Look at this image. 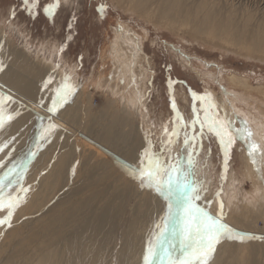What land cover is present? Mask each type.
Instances as JSON below:
<instances>
[{"label":"bare ground","instance_id":"1","mask_svg":"<svg viewBox=\"0 0 264 264\" xmlns=\"http://www.w3.org/2000/svg\"><path fill=\"white\" fill-rule=\"evenodd\" d=\"M62 1L71 4V0ZM107 1L116 10L133 16L190 25L191 39H215L264 61V28L252 31L248 14L240 28L232 14L222 17L207 0ZM115 31L109 43L114 77L108 84L103 82L106 76L90 82L93 89L113 98L110 104L122 106L113 112L110 123L104 116L86 111L82 87L51 113L49 109L58 100L56 92L67 71L66 66L56 64V48L40 50L46 54L41 66L27 61L0 38V113L4 116L0 127V179L15 167L11 188L3 191L20 200L11 216V226L3 231L0 225V264H104L114 244L107 230L109 211L115 209V202L121 204L118 197L125 195L144 198L147 210L129 224L118 261L143 264L146 241L164 213L165 202L151 186L142 185L129 174L130 168L141 166V156L151 147V141L147 140L146 145L145 136L141 134V141L123 127L131 123L126 114L135 115L146 129L152 127L143 111L145 72L140 68L147 32L137 34L124 22ZM219 73L220 77L203 72L200 75L218 86L225 85L226 91L222 96L215 93L213 101L218 109L231 114L239 128L242 122L247 123L261 155L258 164L253 165L244 145L247 151L242 178L252 183L246 192L239 189V181L232 180V175L226 193L219 197L214 195L209 175L204 177L198 169L191 170L190 179L197 182L201 197L195 203L214 216L220 214L222 204L221 222L234 234L244 236L243 240L225 236L209 263L264 264V84L252 85L246 75L235 71ZM83 111L82 121L78 113ZM9 115L11 120L7 119ZM49 125L55 127L45 131ZM83 130L92 142L83 138ZM177 155L186 164V157L179 152ZM2 214L7 216V209L0 211Z\"/></svg>","mask_w":264,"mask_h":264},{"label":"rangeland","instance_id":"2","mask_svg":"<svg viewBox=\"0 0 264 264\" xmlns=\"http://www.w3.org/2000/svg\"><path fill=\"white\" fill-rule=\"evenodd\" d=\"M207 1L213 4V10L222 17L232 14L237 27L241 28L245 15L248 14L250 15L248 27L252 31L264 28V0ZM70 2L71 4L66 5L62 0H58V7L54 9V14L49 16L44 9L56 4L57 0H34V3L29 5H25L24 0H0V38L8 43L9 48L20 51L27 61L41 66L45 64L43 55L46 54L40 50L45 48V51L46 49L52 51V47H55L58 55L56 64L66 66L65 76L71 78L70 83L75 86V91L82 87L86 92L85 103L88 104L84 107L86 111L104 116L106 123H110L114 117L113 112L120 110L122 106L120 105V108L110 104L109 99L113 98L107 93L93 89L90 82L106 76L103 82L108 84L114 77L109 43L115 36V30L123 22L137 34H142L145 30L147 38L143 40L140 54L142 57L140 68L143 73L145 72L143 111L148 115L152 127L151 130L146 129L135 115L126 114L131 123L123 128L133 132L141 141L145 136L146 145L149 144L147 140H150L151 151L159 153L165 162L168 158V146L165 143L168 135L164 129L167 127L169 133L173 131L177 112L185 124L190 123L197 114L201 120L205 118L201 101L194 99L193 93L197 96L209 93L214 100L215 93L222 96L226 91L224 84L218 86L211 83L208 77L204 78L200 72L220 77V71H235L246 75L252 85L258 82L264 84V61L253 59L243 51L239 53L236 48L225 47L215 39L212 41L200 36H196V40L191 39L190 25L177 26L171 25L167 19L153 21L151 17L144 19L135 14L133 16L116 10L107 0ZM26 41L29 42V46H24ZM215 111L220 113L218 118L232 121L233 127L239 128L229 112L224 113L221 108H216ZM84 116V111L78 113L82 121ZM199 130L200 126L197 124L195 131L198 133ZM83 131L87 134L85 130ZM188 131L191 133L192 129L189 128ZM85 134L83 138L92 142V138ZM173 139L177 142L171 147L172 157L176 156V152L186 157L184 149L188 148L191 151V148L184 145L183 129L178 139L176 137ZM244 145L242 140L236 139L228 150L225 165L224 152L214 134L205 129L203 139L196 141L198 155H194L193 171L198 169L204 177L209 175L214 195L221 197L226 193L232 175L234 176L232 180L239 181L237 186L240 190L244 189L245 192L251 190V181L242 178L247 151ZM118 198L122 200L121 204L115 202V209L110 208L109 211L111 221L107 230L110 231L114 244L108 251L104 264H119L118 253L124 246L129 224L140 218L147 210L144 198L137 195ZM5 214L0 215V219H7ZM2 226L3 231L9 228L8 223Z\"/></svg>","mask_w":264,"mask_h":264},{"label":"snow or ice","instance_id":"3","mask_svg":"<svg viewBox=\"0 0 264 264\" xmlns=\"http://www.w3.org/2000/svg\"><path fill=\"white\" fill-rule=\"evenodd\" d=\"M24 3L29 5L34 3V0H24ZM56 7H58V0L56 4L45 8L44 11L51 16ZM70 79L66 76L60 88L57 89L58 100H54L53 107L49 109L50 112H55L56 107L62 106L68 96L75 92V86L70 83ZM193 97L201 101L205 118L201 120L197 114L190 123L185 124L177 112L173 131L169 133L167 127L164 129L168 135V140L165 142L168 146L167 161L165 162L159 153H153L149 146L141 156V166L129 169V174L133 178L139 179L142 185L151 186L165 202L164 213L154 223L153 230L146 241L143 264H209L216 245L225 236L229 239H244L243 235L234 234L232 229L221 222L222 204L220 214L214 216L207 209L195 203L201 197L197 182L190 179L193 176L191 170L195 169L194 155H198L196 141L203 139L205 129L218 139L224 152L225 165L227 164L228 150L237 138L247 145L248 155L253 165L258 164L257 157L261 155L259 145L251 140L252 132L246 122H242L241 128H234L232 121L218 118V113L215 111L217 105L209 93H205L203 96L193 93ZM173 109L175 111L174 103ZM12 118L11 115L7 117L8 120ZM3 124L4 116L0 113V127H3ZM197 124L200 126L198 133L195 131ZM54 127L55 125H49V129L45 131ZM189 128L192 129L191 133L188 131ZM181 129L185 136L184 145L191 148V151L188 148L184 149L187 153L186 164L181 162L179 155L176 157L171 155V147L177 142L173 137L178 139ZM257 171H259L258 167ZM14 172L15 167L5 173L3 179H0V211L7 209V219H0V225L8 223L9 227L11 226V216L14 210L19 207L20 200L5 193L3 189L11 188L14 179L12 173Z\"/></svg>","mask_w":264,"mask_h":264}]
</instances>
